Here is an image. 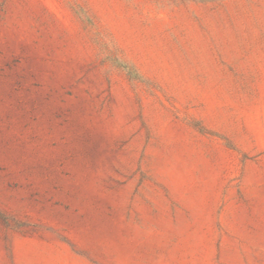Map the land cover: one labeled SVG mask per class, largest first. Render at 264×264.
Listing matches in <instances>:
<instances>
[{"label":"rangeland","instance_id":"374dc122","mask_svg":"<svg viewBox=\"0 0 264 264\" xmlns=\"http://www.w3.org/2000/svg\"><path fill=\"white\" fill-rule=\"evenodd\" d=\"M0 264H264V0H0Z\"/></svg>","mask_w":264,"mask_h":264}]
</instances>
